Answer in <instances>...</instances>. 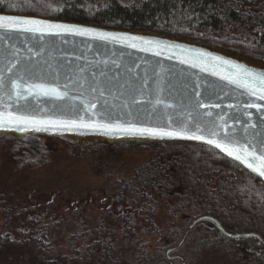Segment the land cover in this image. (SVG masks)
<instances>
[{"label":"trees","instance_id":"16d2710c","mask_svg":"<svg viewBox=\"0 0 264 264\" xmlns=\"http://www.w3.org/2000/svg\"><path fill=\"white\" fill-rule=\"evenodd\" d=\"M0 11L174 35L236 48L264 61V0H0ZM48 137L34 133L19 138L0 136V151L8 150L15 163H28L32 168L36 152L46 158ZM31 138L38 143L30 145ZM146 148L135 149L134 157L145 160L130 164V170L120 163L109 164L116 190L124 191L125 184L133 204L132 214L118 216L120 233L114 242L96 231L86 234L74 222L68 236L82 234L86 241L74 249L65 246L64 251L47 240L55 229L54 219L47 220L39 211L33 217L27 213L30 210H22L19 197L0 192V231L15 220L18 232L4 231L0 237V264H160L163 249L178 243L184 234L176 226L184 211L214 215L229 230L264 232V182L248 169L208 145L184 142ZM68 149L73 152L71 146ZM89 157L105 156L95 153ZM123 176H127L125 181H119ZM3 187L0 179V190ZM29 222L32 227L38 222L37 236L30 234ZM208 232L204 226L195 227L180 252L190 258L208 248L220 264H264L263 246H251L248 251L247 246L220 237L217 231ZM49 253L55 258L49 259Z\"/></svg>","mask_w":264,"mask_h":264},{"label":"water","instance_id":"95a60500","mask_svg":"<svg viewBox=\"0 0 264 264\" xmlns=\"http://www.w3.org/2000/svg\"><path fill=\"white\" fill-rule=\"evenodd\" d=\"M3 15L86 27L116 37H141L152 41L153 45L150 50L141 51L140 48L148 47L141 41L106 40L68 34L41 36L40 33H4L0 30V78L3 80V86L0 87V101L3 102L0 103V111L4 110V103L12 106L10 111H17L14 94L12 100H9L8 95L12 81H18L23 75L27 83L58 86L60 91L68 93L63 100L25 93L28 99L20 100L18 109L25 115L64 120L83 116L85 121L122 125L132 123L137 127H164L168 130L186 124L189 134L200 135L203 139L105 133L90 128L36 131L28 126L27 130L21 131L16 125L0 126L1 133L18 136L42 133L78 137H128L198 143L217 149L264 182V176L248 167V163L254 166L258 164L251 156L247 157L248 163H245L206 142L211 139L221 144L238 142L247 146L249 151L255 146L256 154L260 155L261 145L264 144V99L250 96L243 87L229 83L228 79H221L235 72V69L221 61H229L252 73L264 75V67L256 65L247 55L236 56L176 36L137 29L0 11V16ZM132 43L136 47L130 46ZM82 100L95 103L96 107L91 112L81 111ZM248 103L259 105V108L247 107ZM72 105H75V109ZM169 121L172 124L170 129ZM201 220L215 221L222 228L214 217L200 216L187 229L180 243L167 249V258L170 259L171 251L185 243L192 228ZM223 230L233 238L255 236L264 240L258 232L231 233ZM183 264H186L185 260Z\"/></svg>","mask_w":264,"mask_h":264},{"label":"rangeland","instance_id":"374dc122","mask_svg":"<svg viewBox=\"0 0 264 264\" xmlns=\"http://www.w3.org/2000/svg\"><path fill=\"white\" fill-rule=\"evenodd\" d=\"M197 43L208 45L202 42ZM212 48L227 51L236 56L247 55L255 64L261 62L258 56L236 48L216 46ZM10 136L14 135L11 134ZM28 142L33 145L37 141L36 138H31L28 139ZM47 146L50 148L47 147L46 158L45 156L40 158L39 153H35L34 159L37 158V161L32 168H29L28 163H15L8 150L2 149L0 151V179L3 181L4 187L0 192L6 196L19 197L22 210H30L26 212L33 214V217L36 211H39L38 214L47 215V220L54 219L55 229L50 237H47V240L54 242L56 246L63 247L64 251L69 245H71V249H74V246L77 248L86 241L82 234H80L81 237L75 238L68 236V229L69 227L73 228L74 222L85 228L83 231H86V234L91 235L96 231V235L99 237L103 236L108 241L114 242V237L118 232L120 233L118 225L121 224V220L119 221L118 216H120L119 212L122 209L118 207V204L111 205L107 200L105 202L108 195L102 192V188L107 189L109 185L108 181L110 180L105 179L106 176H109L106 173L107 170L94 168L90 161L83 162L81 156L71 152L62 140L48 137ZM16 203L18 205V200ZM14 221L12 220V223L9 224L11 228L7 224L4 230L0 231L1 238L8 230H10V234H18ZM31 224L33 223H30V226ZM38 229V222H36L30 234L37 236L40 230ZM63 231H65L64 236ZM28 232L25 233L28 234ZM90 240L92 239L90 238ZM208 250L207 248L203 249L202 252H197L195 257L189 258L187 264H220L221 262L219 263L215 256H211ZM53 258H55V254L49 253V259ZM234 263L237 264V262Z\"/></svg>","mask_w":264,"mask_h":264},{"label":"snow or ice","instance_id":"6c2138e0","mask_svg":"<svg viewBox=\"0 0 264 264\" xmlns=\"http://www.w3.org/2000/svg\"><path fill=\"white\" fill-rule=\"evenodd\" d=\"M0 30L4 33L9 32H24V33H40L41 36L48 35H74V36H91L93 38L99 39H119L122 41L131 40L141 41L143 44L148 47L140 48L141 51L150 50L153 45L152 41L143 40L141 37H116L111 33H103V32H94L90 28L86 27H76L67 24H53L47 23L43 20L38 19H26L22 17L3 15L0 16ZM130 46L136 47L135 43H132ZM159 46L158 44L156 45ZM199 55L203 56V53ZM215 59V58H213ZM223 64L229 65V67L235 69V72L231 74L229 77H221V79H228L229 83L235 84L237 87H243L250 96H256L257 99H264V75L255 74L250 72L248 69L243 68L239 65L231 64L229 61H221ZM195 66V64H193ZM21 81H25L23 75L19 77V80H13L11 83V90L8 95L9 100L13 99V94L15 96L14 103L17 104L19 109V101L25 100L27 101L28 95L33 96H52L57 100H63L68 96L66 91H60L58 86L46 85L43 83L40 84H30L26 81L21 83ZM3 86V80L0 78V87ZM66 88L67 85H64ZM27 93L28 95H25ZM0 103H3L0 101ZM83 104V109L81 111L91 112L92 109L96 107L95 103H89L87 101H81ZM159 103V101H157ZM247 107H257L254 103H248ZM12 106L4 103L3 111H0V126L4 125H16L19 130L24 131L27 130L28 126L33 127L36 131H47L50 128H64V129H80V128H90L93 130L100 129L105 133L112 132H120L127 135H147L152 137H180L186 139H203L202 136L196 135L194 133L189 134L187 129V125H183L177 129L168 130L164 127H137L132 123H128L127 125H122L119 123L116 124H108V123H100L98 121H85L83 116H80L78 119L73 120H64L59 118H49V119H40L32 115H25L21 113L18 109L13 112L10 111L9 108ZM24 107H27L25 105ZM75 109V105L71 106ZM95 115V113H93ZM210 115V113H209ZM22 126V127H21ZM172 127L171 121L168 123V128ZM200 129L198 128V131ZM213 136L216 135L215 132L212 133ZM209 144L215 145L217 148H221L226 152L227 155L233 156L235 159L240 160L242 162H247V157L251 156L253 161L258 162L256 166L252 163H248V167L252 169V171L256 172L260 176H264V144L261 145L260 155L256 154L255 146H252V150L249 151L248 147L239 144L238 142H234L232 144H221L217 142L215 139L207 140Z\"/></svg>","mask_w":264,"mask_h":264},{"label":"flooded vegetation","instance_id":"af4514ba","mask_svg":"<svg viewBox=\"0 0 264 264\" xmlns=\"http://www.w3.org/2000/svg\"><path fill=\"white\" fill-rule=\"evenodd\" d=\"M207 46H210V45H207ZM211 47H215V46H211ZM216 47H219V46H216ZM260 61L262 63L260 62L256 65L264 67V61H262V60H260ZM34 134L45 135V136H50V137L53 136V137H58L60 139L65 138V139H62L66 142L64 144L67 146H71L72 151L75 152L76 154H79L81 156V160L83 162L90 161L92 163L91 166H94L97 162L98 168H101L103 171L108 170L109 176H106L105 179L110 180V181H108L109 185L107 186V189L102 188V192H105L108 195L107 198L105 199V202L107 200L108 202L111 203V205L112 204H114V205L118 204V207L120 209H122V211L119 212L120 215L132 214V208H131V206L133 205L132 204V198L129 196V193L126 192V190H125L126 185L125 184H124V191L118 192L116 190V180H115L116 177H113V176H115V174L113 173V170L111 169L109 164L120 163L121 165H123L122 167H125L124 169H126L130 164H132L134 162L140 163V162H143L145 160L142 157H134L135 153H133V152L136 151L135 149H137V150L140 149V151H145L147 149L146 147H148L149 145H157V144L169 145L172 143H184V142H179V141H167V140H157V139H147V138H128V137H126V138H108V137H102V136L78 137V136H73V135L72 136H58V135H48V134H42V133H34ZM2 135L9 137V138L21 137L18 135H14V136L5 135V134L0 132V136H2ZM23 136H25V135H23ZM126 142H129V143L125 144ZM132 148H134V149H132ZM136 152H138V151H136ZM95 153L104 155L105 157L102 159H100V158L93 159V158L89 157L90 154H95ZM136 154H138V153H136ZM109 168L111 169V171H109ZM126 170H130V169L127 168ZM126 177L127 176L121 177L119 179V181H125ZM102 203H104V202L102 201ZM205 215H210V216L214 217L215 219H217L219 221L220 225L222 226V228L215 221L201 220L195 224V226L192 228V230L199 225L204 226L208 229L209 234H212L215 231H217L218 233L221 234V235H219L220 237H223L227 240L235 241L238 245L242 243L244 246H247L248 251H250L251 246L255 247V246L261 245L264 247V240H261L259 237H255V236L237 237V238L230 237L223 229H225L226 231L231 232V233H240L241 231L229 230L228 228H226L221 223L220 219L217 218L216 216L211 215V214H205ZM200 216H204V215H195L194 213H190V211L189 212L184 211L178 217V219L176 221V226L180 227L182 230H184V234H185L187 229ZM130 224H131V222H130ZM248 232H258L264 238V232H262V231H248ZM184 234H183V236H184ZM183 236H182V238H183ZM182 238H181V240H182ZM180 241L174 245H169L167 248L163 249L165 256L163 258H161L160 264H182L184 260L186 261V264H187L189 258H187L185 256V254L180 252L181 248L184 246L185 243L180 248H178L174 251H171L169 254L170 259L167 258V249L170 247L178 245L180 243ZM186 241H187V239H186ZM244 246H242L243 250L245 249ZM208 251H209L208 253L211 256H213L212 252L210 250H208Z\"/></svg>","mask_w":264,"mask_h":264}]
</instances>
